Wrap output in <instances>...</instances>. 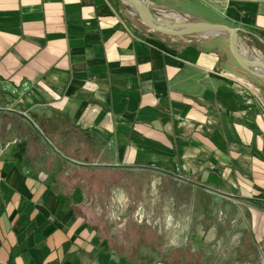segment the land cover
<instances>
[{"label": "crops", "instance_id": "1", "mask_svg": "<svg viewBox=\"0 0 264 264\" xmlns=\"http://www.w3.org/2000/svg\"><path fill=\"white\" fill-rule=\"evenodd\" d=\"M150 1L240 29L264 60V0ZM171 40L119 0H0V109L54 141L0 116V264H153L123 259L85 214L83 176L126 169L224 189L264 240V82L261 100L226 75L248 77L226 35Z\"/></svg>", "mask_w": 264, "mask_h": 264}, {"label": "rangeland", "instance_id": "2", "mask_svg": "<svg viewBox=\"0 0 264 264\" xmlns=\"http://www.w3.org/2000/svg\"><path fill=\"white\" fill-rule=\"evenodd\" d=\"M119 1L144 34L175 44L150 31L130 5ZM149 10L156 19L171 16L168 23L187 18L152 2ZM176 176L155 168L85 174L89 226L123 259L136 263L264 264V240L254 236L245 203L224 189Z\"/></svg>", "mask_w": 264, "mask_h": 264}, {"label": "water", "instance_id": "3", "mask_svg": "<svg viewBox=\"0 0 264 264\" xmlns=\"http://www.w3.org/2000/svg\"><path fill=\"white\" fill-rule=\"evenodd\" d=\"M125 1V0H124ZM132 2L130 5L137 15L139 16L143 25H145L150 31L171 37H190V36H217L226 35L229 38V49L232 57L234 58L237 65L247 74V78L238 77L233 74H226L227 76L235 79L236 81L246 85L249 89L253 91L261 100L263 99L260 90L257 88V80L264 82V61H260L257 57L251 56L246 57L242 54L241 46L239 44V33L242 31L238 28H233L225 24L219 23H208L202 21H186L184 19H179L174 23H166L162 25L159 20L154 18L149 10L150 0H129ZM143 1L147 2L146 8L147 12L143 7ZM126 2V1H125ZM127 3V2H126ZM0 111H5L1 110ZM12 113L18 115L20 119L26 122L30 127L42 137L44 143L47 145L49 142L43 137L40 131L36 128L33 121L25 114L21 112L11 111Z\"/></svg>", "mask_w": 264, "mask_h": 264}, {"label": "trees", "instance_id": "4", "mask_svg": "<svg viewBox=\"0 0 264 264\" xmlns=\"http://www.w3.org/2000/svg\"><path fill=\"white\" fill-rule=\"evenodd\" d=\"M9 113H10V112H9ZM9 113H6V112H4V111H0V116H10V117L12 118L14 124H18V125H19L20 123L24 122V121H22V119H20V117H19L18 115L14 114V113H11V114H9ZM41 128H42V126H40V129H41ZM38 130H39V129H38ZM42 131H43V137H44L46 140H48V142L50 141V142H49L50 147L53 148V147H54V141H53L52 137H49V136L46 135L47 131H45V129H44V130L42 129ZM34 132H35V131H34ZM35 134H37V133L35 132ZM59 156L64 160L63 163H66L65 161H67V162H69L70 164L77 165V164H75L74 162L70 161L69 158H64L63 155L60 154V153H59Z\"/></svg>", "mask_w": 264, "mask_h": 264}, {"label": "bare ground", "instance_id": "5", "mask_svg": "<svg viewBox=\"0 0 264 264\" xmlns=\"http://www.w3.org/2000/svg\"><path fill=\"white\" fill-rule=\"evenodd\" d=\"M126 2H127V4H132V2L131 1H129V0H125ZM143 3V7H144V9H145V11L147 12V8H146V5H147V2L146 1H143L142 2ZM173 17V16H172ZM169 18H171V16H168V17H166V16H164V18H162V19H160L159 20V22L162 24V25H165L166 23H168L166 20H168ZM176 21H178L179 19H181V17L179 18V17H175L174 18ZM241 49H244L245 50V48H242L241 47ZM241 52H242V54L244 53L242 50H240ZM262 58V57H261ZM261 61V60H260ZM264 61V60H263Z\"/></svg>", "mask_w": 264, "mask_h": 264}, {"label": "built area", "instance_id": "6", "mask_svg": "<svg viewBox=\"0 0 264 264\" xmlns=\"http://www.w3.org/2000/svg\"><path fill=\"white\" fill-rule=\"evenodd\" d=\"M186 17H187V18H183V17H182V19H184V20H186V21H196V20H193V19L189 18L188 16H186ZM3 181H4V178H3L2 173L0 172V187H1L2 183H3Z\"/></svg>", "mask_w": 264, "mask_h": 264}]
</instances>
